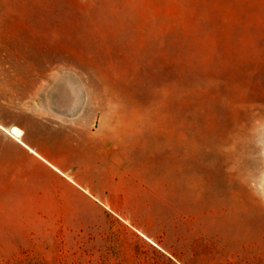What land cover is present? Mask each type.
Wrapping results in <instances>:
<instances>
[{
  "label": "rangeland",
  "instance_id": "rangeland-1",
  "mask_svg": "<svg viewBox=\"0 0 264 264\" xmlns=\"http://www.w3.org/2000/svg\"><path fill=\"white\" fill-rule=\"evenodd\" d=\"M0 264H264V0H0Z\"/></svg>",
  "mask_w": 264,
  "mask_h": 264
},
{
  "label": "bare ground",
  "instance_id": "bare-ground-1",
  "mask_svg": "<svg viewBox=\"0 0 264 264\" xmlns=\"http://www.w3.org/2000/svg\"><path fill=\"white\" fill-rule=\"evenodd\" d=\"M5 133H7L8 135H10L13 139H15L18 143L22 144V138H23V131L17 127H13L10 129H6L1 127ZM70 179V178H69ZM71 180V179H70Z\"/></svg>",
  "mask_w": 264,
  "mask_h": 264
},
{
  "label": "crops",
  "instance_id": "crops-1",
  "mask_svg": "<svg viewBox=\"0 0 264 264\" xmlns=\"http://www.w3.org/2000/svg\"><path fill=\"white\" fill-rule=\"evenodd\" d=\"M22 146H24L31 154H33L34 156L44 160V161H49L45 156H43L39 151H37L35 148L30 147L28 144L26 143H22ZM53 168H55L56 170L60 171L59 169H57L55 166H53L52 164H50ZM61 172V171H60Z\"/></svg>",
  "mask_w": 264,
  "mask_h": 264
}]
</instances>
